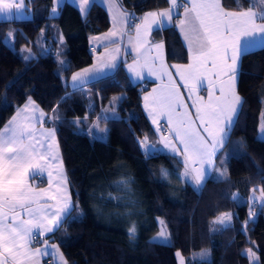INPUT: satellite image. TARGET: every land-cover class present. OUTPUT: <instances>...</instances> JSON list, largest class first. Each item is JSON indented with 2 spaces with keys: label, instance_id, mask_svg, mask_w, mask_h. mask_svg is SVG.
I'll use <instances>...</instances> for the list:
<instances>
[{
  "label": "trees",
  "instance_id": "obj_1",
  "mask_svg": "<svg viewBox=\"0 0 264 264\" xmlns=\"http://www.w3.org/2000/svg\"><path fill=\"white\" fill-rule=\"evenodd\" d=\"M30 3V17H0V126L29 96L50 117L54 107L58 110L56 133L75 209L52 240L67 264H178V251L186 264H248L244 249L249 246L264 264V202L250 200L264 188V138L259 136L264 123V50H253L240 64L242 110L217 155L226 175L219 181V174L212 175L198 190L182 176L183 158L159 144L142 105L148 86L134 83L123 64L90 81L83 91L72 87V75L94 61L90 36L114 23L107 6L94 0L84 14L65 0L53 15V0ZM222 3L238 9L234 0ZM241 3L249 6V0ZM122 5L137 20L144 11L169 4L122 0ZM158 33L166 39L169 59H188L177 28L168 26ZM29 52L32 58L25 61ZM113 97H123L114 106L115 116L103 111L112 107ZM76 119L81 123L74 124ZM47 123L53 126L50 119ZM97 124L107 131L93 127ZM145 136L156 146L148 152L138 143ZM227 211L232 214L228 227L214 223ZM133 225L135 238H130ZM164 225L168 242L153 238Z\"/></svg>",
  "mask_w": 264,
  "mask_h": 264
},
{
  "label": "snow or ice",
  "instance_id": "obj_2",
  "mask_svg": "<svg viewBox=\"0 0 264 264\" xmlns=\"http://www.w3.org/2000/svg\"><path fill=\"white\" fill-rule=\"evenodd\" d=\"M120 2L122 0L112 2L109 10L118 7ZM167 2V9L148 11L140 18L144 24L143 32L141 23L134 25L136 43L132 50L137 51L138 47L149 43L143 37L152 31V25H157L158 29L166 24L178 28L186 45L189 63L171 67L177 70L176 74L188 94L187 99L192 103H185L164 63L163 41L152 44L156 50L155 56L150 59L146 57L143 64L134 59L127 68L138 80L145 78V69L149 77L156 76L162 81L167 77V84L162 83L143 97L144 108L156 131L161 133L160 143L174 155L183 157L182 176L190 178L194 186L201 190L209 179H213L212 172L216 170L214 158L230 139L242 110L243 101L236 91L238 68L244 57L252 54L253 50H264V0H249L247 8L243 7L241 0H234L238 8L234 11L226 10L222 0ZM88 5L89 0H80L79 10L87 14ZM26 7V0H0V16L11 20L13 16L24 14ZM181 8L182 15L179 11ZM52 13H56V8ZM120 15L125 18V23L133 18V14L126 11ZM113 19L115 23V17ZM12 35V32L8 33V37ZM116 35L117 32L111 30L105 34L103 39L107 44L103 46L106 52L108 45L115 43L111 38ZM94 39L100 40L99 37ZM129 42L132 43L131 40ZM152 48L145 51L151 52ZM119 51L118 47L114 49L116 53ZM31 58V52L23 57L25 61ZM157 61L158 68L154 67ZM119 63L116 55L98 57L91 68L72 75L73 89L83 91L90 81L115 71ZM60 64L64 65L65 61L61 60ZM134 65H138L140 70ZM199 91H206L207 98L196 95L193 100L192 94ZM122 99L113 97L110 101L112 107L103 111L115 116L114 106ZM29 108L33 114L22 116ZM37 108L29 97L24 108L18 109L16 115L0 130V264H41L39 258L43 256L51 257L53 264H57V261L58 264H67L59 245L49 242L75 209L67 191V177L62 169L56 141L55 122L61 118L54 107L53 115L49 118L53 126L45 128V113L40 110L37 117ZM190 109H194V112ZM73 123L78 125L81 121L76 119ZM37 124L40 125L39 129ZM93 127L100 132L107 131L99 128L98 124ZM261 131L264 132V123ZM138 143L146 152L156 147L149 144L147 136ZM52 169L60 176L54 192L50 191ZM45 172L49 188L37 189L30 181L42 178ZM225 175L226 169L219 171L215 179L222 180ZM120 183L127 184L126 181ZM260 191L264 193V188ZM231 219V213H224L214 223L226 228ZM129 233L130 238H135V225L129 229ZM158 239L169 241L163 230L158 234ZM37 243L42 246L35 247ZM244 254L251 264H258L259 258L251 247ZM176 255L180 257L181 253L177 252ZM205 255L207 253H201V256ZM181 264H184L182 257Z\"/></svg>",
  "mask_w": 264,
  "mask_h": 264
},
{
  "label": "crops",
  "instance_id": "obj_3",
  "mask_svg": "<svg viewBox=\"0 0 264 264\" xmlns=\"http://www.w3.org/2000/svg\"><path fill=\"white\" fill-rule=\"evenodd\" d=\"M69 1H71L72 3H74L78 7L80 5V0H69ZM91 1L93 2L94 0H89L88 7L92 3ZM101 1L107 6L108 9H110L108 7V6H110L109 3H108L109 0H101ZM53 3H55V0H53ZM60 4H61V1H58V6ZM26 5H27L26 13H28V15L26 17H30L31 14H32V12H31V8H32L31 3L28 2V0H26ZM222 5H223V3H222ZM168 7H169V5L166 6V7H162V8H154V9L146 10L138 17L137 20H135L134 17H133V18H131L129 20L128 23H125V18L120 16L119 11H118L117 15H119V17H121V19H119L116 16L115 17L116 18L115 23H113L112 26H111V27H113L116 24V26H114L115 28L113 29V31L117 32V35L115 37L111 38L112 40L115 41V43L111 44V45H108L107 52H106L105 51V47L103 45L107 44V41H105L102 37H104L103 35L109 33L110 30L108 29V30H106L104 32H100V33H97L95 35H91L90 36V42H91L92 48H93L94 53H95V58H94V61H93L92 64L79 69V72H80V70L91 68L97 62V58L101 57L102 55H104V56H107L108 54L116 55L118 57L119 62H120L119 64H123V66L126 69L130 79L134 83H142V84L148 86L147 91L142 95V105H143V108H144L143 97L145 95H147L148 93L152 92V90L154 88H158V86L161 85L162 83L163 84H167L168 83V79H167V77H165L163 79V81H162V80L157 79L156 76L149 77V76H147V70L145 69L144 70L145 78L143 80H138V79H136L134 74H130L129 73L127 65L128 64H133L134 59H138L139 64H143L144 63V59L146 57L150 59L152 56L156 55V50H155V48H152V44L153 43H159V42L163 41L164 45H165L164 50H163L164 51V63L168 67V71L172 74L173 81H174L175 85L177 86V88L179 89V91L182 94V96L184 97L185 103L191 104L192 101L187 99V95L188 94L186 92V89L184 88L180 77L176 74L177 70L175 68L171 67L172 65H176V64H187V63H189V60L187 59L186 61H178V60L169 59L168 58V53H167V42H166V39L164 37H162V36H159V33H158V31L162 30L165 27L171 26V25H167L166 24L162 28H159V29H158L157 25H152V31L147 33V34H145L144 37H143L149 43L144 44L142 47H138L137 51H133L132 50L133 49V44L136 43V30H135L134 25L137 24V23H141V25H142V29L141 30L143 32L144 24H143V22L141 21L140 18L143 17L144 13L148 12V11H162L164 9H167ZM223 7L226 10H233V11L234 10H238V9L226 8L224 5H223ZM53 8H55V7L53 6ZM111 9L114 10V8H111ZM28 11H30V13ZM123 11H125V10L123 9ZM179 11H180V13L182 15L183 14V9L181 8ZM115 12H114V14H115ZM126 12L129 13L128 11H126ZM0 17L5 18L3 16H0ZM13 18H20V17L13 16ZM21 18H25V17H21ZM112 18H113V16H112ZM133 21H134V24H132ZM177 30H178V32L180 34V31H179L178 28H177ZM180 36H181V39H182V35L181 34H180ZM97 37L100 38L99 41L94 39V38H97ZM130 40L132 41V43L129 42ZM126 42L129 44L128 48H126V46H125V44H127ZM119 44H121L120 48L118 47ZM114 47L115 48L118 47L120 49L119 53L114 52V49H115ZM147 48H152V51L151 52H146L145 49H147ZM96 52H98V53L96 54ZM134 67H137V70H140L138 65H134ZM154 67H156V68L159 67V62L158 61H157L156 65ZM239 68H240V66H239ZM239 68H238V71H239ZM237 82H238V73H237V79H236V91H237V94L242 98L241 94L238 92V89H237ZM192 95H193V100L195 99L196 95L203 96V97H205V99L207 98V92L206 91H199L197 93H193ZM29 97H31V96H29ZM29 97L16 107L15 111L0 126V130H2L4 128V126L8 123V121L14 115H16L18 109H23L24 108V106L28 102ZM31 100L34 101L35 104L38 106V108H37V110L35 112V115L38 117L39 116V111L43 110V112L45 113L44 119L46 121H48L49 118H50V114L42 107V105L38 101H36V99L31 97ZM242 101H243V98H242ZM144 111H145V108H144ZM190 111L194 112V109H190ZM32 114H33L32 109L29 108L27 113H22V116L23 115H32ZM145 114L148 117L151 125L155 129V126L152 124V120L149 118L148 113L146 111H145ZM36 127L39 129L40 125L37 124ZM44 127L45 128H49V127H52V126L46 122L44 124ZM155 131H156V129H155ZM156 133H157V136H158L159 144L164 148L163 144L160 143L161 133H159L157 131H156ZM164 134H167V133H164ZM56 141L58 142L57 133H56ZM164 149L167 150L168 152L172 153L169 149H166V148H164ZM58 153H59L60 160L62 161L63 172H64V174L67 177V191H68V194L70 196L71 202L74 205V200H73V195H72V191H71V187H70V183H69V178H68V174H67V171H66V168H65V164H64L63 156H62V153H61V150H60L59 142H58ZM217 155H218V153H217ZM214 165H215V169L216 170L223 171V166L220 165V163H218L217 156L214 158ZM196 166L198 167L199 165H196ZM216 170H214L212 172V175H218L219 174V171H216ZM52 172H53V175H52L53 183H52L50 191L54 192L56 190V187H57V182L60 180V176L57 174V171L55 169H52ZM30 183H32L37 189H39V188H46V189L49 188L47 172L43 173L42 178L38 177L37 179L30 181ZM258 193L259 194L257 195L256 199L251 201L252 204L253 203L254 204H258V203H262L264 201V199H262V197H264V193H262L261 191L258 192ZM49 203H54V201H49ZM254 210H256V208H254ZM49 242L58 244L55 240H52V239ZM41 246L42 245L39 244V243H37L35 245V247H41ZM60 252L63 253L64 258L66 259V256H65L64 252L62 251L61 247H60ZM39 259L41 261V264H53V261H52L51 257H49V256H43V257H40ZM66 261H67V259H66ZM57 264H58V261H57Z\"/></svg>",
  "mask_w": 264,
  "mask_h": 264
},
{
  "label": "rangeland",
  "instance_id": "obj_4",
  "mask_svg": "<svg viewBox=\"0 0 264 264\" xmlns=\"http://www.w3.org/2000/svg\"><path fill=\"white\" fill-rule=\"evenodd\" d=\"M58 1H61V3H63V1H65V0H55V3H54V7L57 9V7H58ZM92 2V1H91ZM112 2H118V0H109V5L111 6V3ZM110 6H108L109 8H110ZM226 7V6H225ZM112 8H114V10H112L111 9V15L113 16V18L114 17H118L119 19H121V17H119V15H117V13H118V11H119V14L123 11V5H122V2H120L119 3V6L118 7H112ZM226 8H229V7H226ZM117 9V10H116ZM116 11V12H115ZM29 13H30V11H28ZM114 12H115V14H114ZM28 15V13H24V14H21V15H19V16H15V17H26ZM121 16V15H120ZM123 17V16H122ZM115 20H116V18H115ZM114 26H116V24L114 25ZM111 27L109 30H111V31H113V29L115 28V27ZM110 32V31H109ZM103 36H105V35H103ZM102 38H104V37H102ZM127 43V42H126ZM117 45V44H116ZM125 46H126V48H128L129 47V44L127 43V44H125ZM118 47L120 48L121 47V44H119L118 45ZM115 48V47H114ZM98 52H96V54H97ZM81 71V70H80ZM76 72H79V70L78 71H76ZM75 72V73H76ZM71 83H72V81H71ZM263 116H264V113H263ZM262 122H263V120L261 121V123H260V126H259V136L260 137H262V138H264V132H262L261 131V125H262ZM259 193L258 192H255V193H252L251 194V196H250V200L251 201H253V200H255L256 199V197H257V195H258ZM264 202V201H263ZM224 213H230V212H224ZM224 213H222V214H224ZM221 214V215H222ZM220 215V216H221ZM219 216V217H220ZM164 231L165 233H166V229H165V225H164V227L157 233V234H154L153 236V238H158V234L161 232V231ZM166 235L168 236V234L166 233ZM252 248L253 249V251L256 253V256L259 258V255H258V253H257V251H256V249L254 248V247H252V246H249L248 248ZM248 248H246V249H248ZM246 249H244V251L246 252ZM179 253H181L180 251H178ZM181 257L183 258V261H184V264H186L187 263V258H185V256L181 253V256L180 257H178V264H181ZM248 264H251V261L248 263ZM258 264H261V262H260V259H259V261H258Z\"/></svg>",
  "mask_w": 264,
  "mask_h": 264
},
{
  "label": "built area",
  "instance_id": "obj_5",
  "mask_svg": "<svg viewBox=\"0 0 264 264\" xmlns=\"http://www.w3.org/2000/svg\"><path fill=\"white\" fill-rule=\"evenodd\" d=\"M132 24H134V21L132 22ZM166 133V132H165Z\"/></svg>",
  "mask_w": 264,
  "mask_h": 264
}]
</instances>
